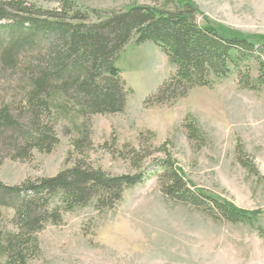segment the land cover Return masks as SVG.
<instances>
[{
    "label": "rangeland",
    "instance_id": "1",
    "mask_svg": "<svg viewBox=\"0 0 264 264\" xmlns=\"http://www.w3.org/2000/svg\"><path fill=\"white\" fill-rule=\"evenodd\" d=\"M27 1L40 13L60 7L59 0ZM70 1L95 21L133 3L175 8L183 0ZM189 1L197 8L198 25L211 22L264 36V0ZM115 66L128 91L122 111L76 119L74 114L42 117L57 143L50 152L32 150L25 160L12 159L13 151L0 141V182L7 186L53 176L79 159L111 176L143 173L112 208L89 205L63 213L59 224L46 223L34 235L37 248L26 264H264V87H240L231 72L210 87L155 103L158 88L174 72L157 45L132 39ZM7 83L0 76V107L9 102L11 114L26 122L25 110L18 113L22 95L15 96ZM81 124L89 144L83 140L78 151L72 140ZM166 159L189 188L254 212L253 222L215 218L165 196L158 178ZM0 230L17 231L9 207H0ZM5 260L0 256V264Z\"/></svg>",
    "mask_w": 264,
    "mask_h": 264
},
{
    "label": "trees",
    "instance_id": "2",
    "mask_svg": "<svg viewBox=\"0 0 264 264\" xmlns=\"http://www.w3.org/2000/svg\"><path fill=\"white\" fill-rule=\"evenodd\" d=\"M72 4L59 0L55 11L40 13L27 0H0V76L13 85L15 96L22 95L17 111L24 109L28 116L23 117L26 122L16 119L9 102H2L0 141L13 151L12 159L25 160L34 149L50 152L57 143L43 119L122 111L128 91L115 60L132 39L135 44L157 45L174 67L154 95L155 103L183 96L194 87H210L231 72L237 74L240 87H264V36L211 22L198 25L197 8L189 0L175 8L133 3L95 21ZM74 132L72 147L79 151L88 137L83 124L76 125ZM161 169L158 179L165 196L229 222L251 224L255 219L252 211L189 188L168 159ZM142 179L141 172L111 176L79 159L50 177L27 178L13 186L0 182V207L13 210L17 230H0L4 264H26L27 255L37 248L34 235L46 223L59 224L63 213L89 205L110 209L125 188Z\"/></svg>",
    "mask_w": 264,
    "mask_h": 264
}]
</instances>
